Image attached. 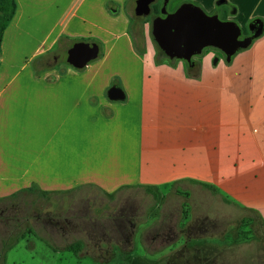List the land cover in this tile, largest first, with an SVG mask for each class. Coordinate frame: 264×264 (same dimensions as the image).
Instances as JSON below:
<instances>
[{
	"label": "crops",
	"instance_id": "crops-1",
	"mask_svg": "<svg viewBox=\"0 0 264 264\" xmlns=\"http://www.w3.org/2000/svg\"><path fill=\"white\" fill-rule=\"evenodd\" d=\"M16 1L0 56V200L205 184L264 220V25L230 62L209 48L191 68L159 62L147 33L136 46L137 0ZM186 1L209 15L219 0ZM227 2L228 21L264 24V0ZM78 42L100 47L80 70L61 59ZM114 86L124 100L109 99Z\"/></svg>",
	"mask_w": 264,
	"mask_h": 264
},
{
	"label": "rangeland",
	"instance_id": "rangeland-1",
	"mask_svg": "<svg viewBox=\"0 0 264 264\" xmlns=\"http://www.w3.org/2000/svg\"><path fill=\"white\" fill-rule=\"evenodd\" d=\"M184 3L156 0L159 14L148 17H138L131 4L136 46L143 50L147 33L157 59L168 61L153 26ZM236 23L253 34L251 23ZM61 59L68 64L67 54ZM76 242L83 245L79 257L67 249ZM4 257L5 264H264V220L199 187L190 197L168 192L155 198L134 188L114 199L94 187L30 189L0 203V264Z\"/></svg>",
	"mask_w": 264,
	"mask_h": 264
},
{
	"label": "water",
	"instance_id": "water-1",
	"mask_svg": "<svg viewBox=\"0 0 264 264\" xmlns=\"http://www.w3.org/2000/svg\"><path fill=\"white\" fill-rule=\"evenodd\" d=\"M156 0H137L135 13L138 17H148ZM250 30L257 38L263 28L252 24ZM153 35L160 49L172 60L191 62L204 50L212 48L221 51L231 61L241 49L251 44V39L242 40V29L234 21H223L217 15L210 16L203 9L189 3L182 4L173 13L158 18L153 26ZM100 56L97 43H75L68 51V63L75 69H83ZM112 101L125 99L119 87L108 91Z\"/></svg>",
	"mask_w": 264,
	"mask_h": 264
},
{
	"label": "trees",
	"instance_id": "trees-1",
	"mask_svg": "<svg viewBox=\"0 0 264 264\" xmlns=\"http://www.w3.org/2000/svg\"><path fill=\"white\" fill-rule=\"evenodd\" d=\"M186 3L193 4V5L201 8V9H203L199 4L193 3L191 1H186ZM225 4H228L227 0H219L217 2V8H216V11H215L214 14L217 15L219 18H220V16H225L226 17L225 21H228L229 14L225 10H223V9L220 8L222 5H225ZM153 8H154V13L156 15H158L159 14V6H155ZM17 10H18V5H17V1L16 0H0V56H1V52H2V45H3V40H4L5 32L7 31L8 27L10 26V24L12 23V21L14 20L16 14H17ZM235 14H236V8L233 7L232 15H235ZM251 24H258L261 27H263V25H264L261 20H256V21L252 22ZM242 35L243 36H247L248 39H251V44L256 39L254 37V33L252 35H250L248 33V31L246 30V28H243L242 29ZM250 45H249V47H250ZM243 50L244 49H241L240 51H243ZM166 60L173 61L172 59L168 58L167 56H166ZM158 61L160 62L161 60L158 59ZM185 63L188 65V67H191L192 68L193 67V64H195V61L193 59L191 62H185ZM193 75H194V77H197L198 76V72H195L194 71L193 72ZM201 185L203 187L207 188V189L212 190V187H210L208 185H205V184H201ZM85 187H93V186H83V187H81L79 189H83ZM128 189L129 188H124V189L120 190L119 192L115 193L112 197L109 196V195H107L106 193H104V195H106L107 197H110L111 199H114V198H116V196L120 192H123L124 190H128ZM143 190H145L148 194L153 195L155 198H158V194L156 192H154L153 190L148 189V188L143 189ZM178 195H184V196H189L190 197V194L189 193H184V192H181V191H178ZM5 200H7V199L0 200V203H2ZM224 200H225L226 203H229V204L232 203L231 200H229L228 198H224ZM18 240H19V238L16 240V242ZM50 246L53 248L52 245H50ZM12 247H13V244L10 245L7 249H11ZM53 249L55 251H58V250H56V248H53ZM67 249H68L69 252H72L75 256L79 257L81 255V253H82L83 245H82L81 242H76L74 244L69 245L67 247ZM5 261H6V259L4 257L3 258V264H4Z\"/></svg>",
	"mask_w": 264,
	"mask_h": 264
},
{
	"label": "flooded vegetation",
	"instance_id": "flooded-vegetation-1",
	"mask_svg": "<svg viewBox=\"0 0 264 264\" xmlns=\"http://www.w3.org/2000/svg\"><path fill=\"white\" fill-rule=\"evenodd\" d=\"M153 13H154V8H153V5H152V13H151V14H153ZM154 14H155V13H154ZM166 16H167V15H166ZM166 16H165V17H166ZM241 39H242V40H245V39H248V37L242 35V36H241Z\"/></svg>",
	"mask_w": 264,
	"mask_h": 264
}]
</instances>
